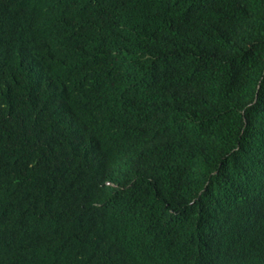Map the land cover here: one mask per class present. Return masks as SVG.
<instances>
[{
  "label": "trees",
  "instance_id": "16d2710c",
  "mask_svg": "<svg viewBox=\"0 0 264 264\" xmlns=\"http://www.w3.org/2000/svg\"><path fill=\"white\" fill-rule=\"evenodd\" d=\"M0 264H264V0H0Z\"/></svg>",
  "mask_w": 264,
  "mask_h": 264
}]
</instances>
